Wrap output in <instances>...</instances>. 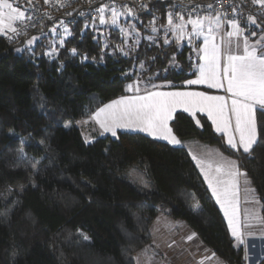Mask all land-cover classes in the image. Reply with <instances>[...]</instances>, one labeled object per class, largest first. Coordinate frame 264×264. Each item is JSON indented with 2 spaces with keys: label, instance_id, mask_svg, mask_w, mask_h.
<instances>
[{
  "label": "trees",
  "instance_id": "16d2710c",
  "mask_svg": "<svg viewBox=\"0 0 264 264\" xmlns=\"http://www.w3.org/2000/svg\"><path fill=\"white\" fill-rule=\"evenodd\" d=\"M10 2L21 8L27 4ZM172 9L170 3H151V14H140L143 23L136 22L142 37L151 35L146 26L153 16L163 24ZM86 22L91 17H78L69 26L72 35L57 57L45 55L53 39L50 23L15 42L0 35V212L10 210L0 216V264H135L136 252L151 243V225L161 212L183 220L226 264H245L243 245H234L185 148L128 131L86 143L75 126L125 95L126 82L138 76L184 87L196 74L192 48L141 39L125 57L115 48L123 44L118 29L97 31L85 28ZM33 36L41 39L29 47L26 42ZM72 48L77 55L70 54ZM141 61L147 71H140ZM197 118L202 127L176 112L170 126L180 139H196L237 159L261 203L264 227V115L257 110L258 142L250 154L230 149L205 116ZM21 139L29 142L24 148L30 157L47 153L38 174L17 160ZM131 169L143 171L147 184L132 182ZM256 264H264V255Z\"/></svg>",
  "mask_w": 264,
  "mask_h": 264
},
{
  "label": "snow or ice",
  "instance_id": "6c2138e0",
  "mask_svg": "<svg viewBox=\"0 0 264 264\" xmlns=\"http://www.w3.org/2000/svg\"><path fill=\"white\" fill-rule=\"evenodd\" d=\"M32 2L33 0H27L29 6H32ZM44 2L47 4L50 0H44ZM88 3H93V0H88ZM252 4L264 9V0H252ZM60 6L65 5L61 3ZM190 6L191 11L185 12L184 9ZM177 8L181 10L167 12L165 24H158L159 18L153 16L146 26V30L150 31L151 35L143 37L135 23V21L143 23L140 21V9L146 14H151L148 3L143 2L138 5L133 3V6L121 4L119 7L117 0L101 3L94 9L96 16L92 17L90 24L86 22L84 27H91L97 31L102 26L118 29L123 44L115 45V48L125 57L139 46L141 39L157 45L160 40H163L164 45L173 42L179 45L182 41L193 45L202 38V46L198 48L200 53L199 75L196 79H189L185 83L187 85H207L211 89H223L226 95H210L203 91H163L161 89L164 85L152 83L154 76L147 78L138 76L126 87V91L132 93L131 95H122L104 104L88 116L84 123L94 122L101 130L100 135L110 133L112 137H117L118 129H132L168 141L172 145H182V141L170 126L174 113L177 109H183L195 117L197 112H201L207 114L215 131L226 137V143L230 149L250 154L258 142L257 110L259 109L264 115V23L258 21L257 16L253 14L245 17L243 9H238V7L232 8V18H229L226 11L215 10L212 4L193 5L192 0H189L187 5L174 3L173 9ZM205 9L208 10V14L200 15L199 13ZM67 15L71 17L73 14L67 13ZM89 15H91V10L87 13H79L81 17ZM122 18L134 22L124 26L121 23ZM32 19L31 15H27L25 10L14 6L10 0H0V35L12 39L10 33L18 35L20 31L16 25L18 23L23 25L26 20ZM242 20L244 26L241 24ZM74 22V20L69 21V23ZM31 26L35 27V23ZM59 27L63 29L62 34L58 33L56 26L49 30L53 36L50 41L51 47L45 53L49 57H57L59 49L65 45L66 38L72 35L71 29L64 20L60 21ZM251 27H255L260 32L255 40L251 37H257V32L250 31ZM99 34L103 35V33ZM45 35L47 34L41 33V36ZM41 36L28 39L27 46L34 45L41 39ZM57 36H59L58 41L55 39ZM129 39L132 40L131 44L128 43ZM104 47L108 48L109 45L105 43ZM17 51H22V49H17ZM70 54L75 56L78 53L75 48H72ZM112 54L115 55V52ZM84 59L87 57L85 56ZM139 67L141 72L147 71L143 61ZM196 124L200 125V121L196 120ZM10 135H15V133H10ZM91 139L88 138L85 142L89 143ZM28 143L21 139L22 146L18 150L17 160L25 167H31L33 172L38 174L39 166L47 158V153L40 157H30L24 148V145ZM40 144L42 145L43 141ZM192 159L196 161L204 181L211 190V195L223 210L232 237L238 244H243V225L240 218V177H245L244 184L247 185L250 183L247 180V173L241 171L236 160L222 158L217 161L212 153H209L206 159L195 155ZM17 166H20L19 163ZM187 195L194 198V193ZM193 207L198 208L199 205L196 204ZM9 211L6 209L0 212V216L7 217ZM157 219L159 220V217ZM80 235L85 241L90 240V237L83 232ZM195 236L196 233H192L187 240L190 241Z\"/></svg>",
  "mask_w": 264,
  "mask_h": 264
},
{
  "label": "rangeland",
  "instance_id": "374dc122",
  "mask_svg": "<svg viewBox=\"0 0 264 264\" xmlns=\"http://www.w3.org/2000/svg\"><path fill=\"white\" fill-rule=\"evenodd\" d=\"M132 22L134 21H125L123 25L126 26L127 23ZM128 43L131 44L132 40L129 39ZM135 80L127 81L125 84V90L127 85L133 83ZM162 84L163 83L158 85ZM71 124L72 123L70 122L65 123L66 126H70ZM82 136L85 141L90 138V132L82 129ZM128 177L132 182L138 185L147 184L144 172L139 169H131L128 173ZM244 180L245 177L243 176L242 180L240 179V218L243 225V244H238L236 239L232 237L223 210L218 204L217 205L227 224L234 245L240 246L246 244V264H256L264 255V241L260 240L258 241L259 243H254V246L250 247L247 236L252 232L257 234L262 233L264 235V227L261 217V203L251 183L245 185ZM247 180L249 181L248 177ZM246 189H248V191H246ZM214 201H216L215 198ZM158 217L159 220L157 219ZM158 217L155 219L151 228L155 240L158 243L157 245H147L141 249V251L137 252L135 254L137 264H197L198 262L195 261V256L200 254L203 257H206V264H226L225 261L214 255L213 251L204 245L198 237L195 236L194 240L188 241L187 243L184 241L186 238L185 234L190 232L191 229L183 220L171 218L163 212L159 213ZM173 241H175V243H173ZM168 242H170V244H168ZM170 253H172V256L169 255ZM173 253L176 255H173Z\"/></svg>",
  "mask_w": 264,
  "mask_h": 264
},
{
  "label": "built area",
  "instance_id": "2783aa9c",
  "mask_svg": "<svg viewBox=\"0 0 264 264\" xmlns=\"http://www.w3.org/2000/svg\"><path fill=\"white\" fill-rule=\"evenodd\" d=\"M110 0H93V3L89 4L88 0H50L49 3H45L44 0H33L32 6H29L28 3L22 10L26 11L27 15L33 17L32 20H26L23 25L17 24L16 26L20 29L19 34H11L12 39L1 35L8 42L17 41L22 35L28 33L32 29L38 28L45 24L50 23V29L54 26L59 28L61 20L65 21V24L69 27L73 23H69L70 20L76 21L80 12H89L91 10V15L86 17L94 16V9L101 3H109ZM148 3L149 8L151 9V3L153 2H165L170 3L173 7L174 3L189 4V0H117V6L121 4H128V6H133V3ZM61 3L65 6L61 7ZM192 4L207 5L212 4L215 10H223L228 13L229 18H232V8L238 7V9H243V14L246 17L248 14L256 15L257 17L264 18V9H261L259 5H253L252 0H192ZM223 5V8H222ZM230 5V6H229ZM174 11H180L181 9H172ZM140 14H146L144 10L140 9ZM185 12L191 11V6L187 9H184ZM67 13H72L73 15L69 17ZM200 15L208 14V10H203L199 13ZM214 15V11L212 12ZM85 18V17H82ZM35 23V27L31 25ZM241 24H244V21H241Z\"/></svg>",
  "mask_w": 264,
  "mask_h": 264
},
{
  "label": "crops",
  "instance_id": "0c3cea01",
  "mask_svg": "<svg viewBox=\"0 0 264 264\" xmlns=\"http://www.w3.org/2000/svg\"><path fill=\"white\" fill-rule=\"evenodd\" d=\"M14 5V4H13ZM14 6H16V5H14ZM100 5H98L97 7H99ZM19 7V6H18ZM96 7V8H97ZM19 8H21V7H19ZM23 8V7H22ZM22 8H21V10H22ZM94 16H96V12L94 13ZM257 19H258V21H260V22H262V23H264V19H259V17H257ZM91 20H92V18H91ZM152 20V19H151ZM126 20H124L123 18H122V20H121V23L122 24H124V22H125ZM141 21V20H140ZM130 22V21H129ZM137 21H135V23H136ZM139 22V21H138ZM166 23V21H164V23L163 24H165ZM149 24V22L147 23V25ZM146 26V25H145ZM242 26H244V24H242ZM190 27V26H189ZM57 31L59 32V33H61L62 34V31H63V29L61 28V27H59V28H57ZM250 31H256L257 32V37H251V39L252 40H255L256 38H258L259 37V35H260V32H259V30L258 29H256L255 27H251L250 28ZM246 34H250L249 32H246ZM161 36L163 35V33L161 32V34H160ZM202 43H203V41H202V38L196 43V44H193V45H189L186 41H182L180 44H179V46H181V45H187V46H190L191 48H192V53H193V55H194V58H195V61H196V74H195V76L194 77H192V78H190V79H196L197 78V76L199 75V72H198V64H199V55H200V53H199V50H198V48H199V46H202ZM136 79V78H135ZM134 79V80H135ZM189 80V79H188ZM186 82V81H185ZM184 82V87H182V88H172V87H167V85H165L164 84V87L161 89V90H163V91H172V90H181V91H184V90H187V91H203V92H207L208 94H210V95H226V93H225V91L223 90V89H211V88H209L207 85H187L186 83ZM126 91V90H125ZM132 93H129V92H127L126 91V94L125 95H131ZM120 97V96H119ZM118 98V97H117ZM117 98H114V99H117ZM114 99H112V100H114ZM112 100H110V101H108V102H106V103H109V102H111ZM106 103H104V104H106ZM104 104H102L101 106H99V107H102ZM98 107V108H99ZM97 108V109H98ZM96 109V110H97ZM95 110V111H96ZM259 110V109H258ZM94 111V112H95ZM176 112H184V113H186V114H188L189 116H191L193 119H194V121H195V124H196V120H198V118H197V116L198 115H203V116H205L207 119H208V117H207V114L206 113H201V112H197L196 113V115H195V117H193L190 113H188V112H185V111H183V109H177L176 110ZM175 112V113H176ZM93 113V112H92ZM91 113V114H92ZM175 113H174V115H175ZM91 114H89L88 116H90ZM88 116H86V117H84V118H81V119H79V120H77L76 122H75V126H77L79 129H80V131H81V134H82V129L83 130H85V131H89L90 132V138H92L91 139V141L96 137V136H104V135H110L111 136V134L110 133H105L104 135H100V129H99V127H98V125H96L94 122H88V123H84V121L85 120H87V118H88ZM209 120V119H208ZM171 122V121H170ZM209 122L211 123V120H209ZM197 125V124H196ZM200 125H201V123H200ZM200 125H197L198 127H200ZM211 126H212V128H213V130L215 131V128H214V126L212 125V123H211ZM82 128V129H81ZM118 131H128V132H136V133H141V134H144V135H146V136H148V137H150V138H152V139H155V140H159V141H163V142H165V143H167V144H169V145H171V146H174V147H183V148H185L186 149V151L189 153V155H190V157H191V159H192V156L193 155H195V156H197L198 158H204V159H206L207 158V156H208V154L209 153H212L213 154V157H214V159L215 160H217V161H219V160H221L222 158H224V159H231V160H237V159H235L234 157H232V156H229V155H226V154H224L223 152H221L218 148H216L215 146H212V145H209V144H206V143H203V142H201V141H198V140H196V139H193V138H188V139H180L179 137V139L182 141V145H172V144H170L168 141H165V140H163V139H158V138H154V137H152V136H150V135H148L147 133H143V132H140V131H138V130H132V129H118ZM117 131V132H118ZM216 132V131H215ZM217 133V132H216ZM217 134H219V135H221L222 137H223V139H224V142H225V144L227 145V143H226V137H224V135L222 134V133H217ZM112 137V136H111ZM228 146V145H227ZM229 147V146H228ZM242 152V151H241ZM193 160V159H192ZM193 162H194V164H195V166H196V168H197V170L199 171V173H200V170H199V167L197 166V164H196V161L195 160H193ZM200 175H201V177L203 178V175H202V173H200ZM242 178H243V176H241L240 177V179L242 180ZM203 180H204V178H203ZM205 182V184H206V186H207V183H206V181H204ZM207 188H208V186H207ZM208 190H209V192H210V194H211V190L208 188ZM212 196V195H211ZM212 198L214 199V197L212 196ZM216 202V201H215ZM217 204V203H216ZM220 209V208H219ZM166 215V214H165ZM159 216V215H158ZM157 216V217H158ZM168 216V215H167ZM156 217V218H157ZM155 218V219H156ZM155 221V220H154ZM154 221H153V223H154ZM153 223H152V225H151V228H152V226H153ZM193 232L190 230V232H187L186 234H185V236H186V238L184 239V241H186V243L189 241V240H187V237L189 236V235H191ZM151 236H152V240H151V243L149 244V245H157V241L155 240V237H154V235H153V232H152V229H151ZM197 237V236H196ZM247 238L249 239V246L250 247H253L254 246V243H259L258 241H264V235L262 234V233H260V234H257V233H251L250 235H248L247 236ZM195 239V237H193V239L192 240H194ZM191 241V240H190ZM168 244H170V242H168ZM167 246H169V245H167ZM243 247H244V249H245V264H246V253H247V247H246V244L245 245H243ZM139 251H141V250H139ZM139 251H137V252H139ZM136 252V253H137ZM170 256H172V253H170L169 254ZM173 255H176V254H174L173 253ZM215 255V254H214ZM195 261L196 262H198L197 264H206V257H203L201 254L200 255H196L195 256ZM135 264H137L136 263V260H135Z\"/></svg>",
  "mask_w": 264,
  "mask_h": 264
}]
</instances>
